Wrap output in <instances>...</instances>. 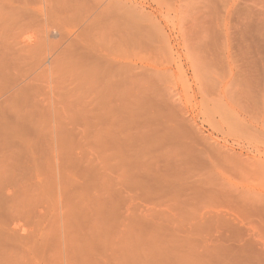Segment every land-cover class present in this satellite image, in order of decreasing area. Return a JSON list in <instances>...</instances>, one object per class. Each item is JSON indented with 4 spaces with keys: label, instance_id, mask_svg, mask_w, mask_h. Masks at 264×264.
<instances>
[{
    "label": "rangeland",
    "instance_id": "1",
    "mask_svg": "<svg viewBox=\"0 0 264 264\" xmlns=\"http://www.w3.org/2000/svg\"><path fill=\"white\" fill-rule=\"evenodd\" d=\"M29 1L0 0V233L25 241L0 257L264 264V0Z\"/></svg>",
    "mask_w": 264,
    "mask_h": 264
},
{
    "label": "bare ground",
    "instance_id": "2",
    "mask_svg": "<svg viewBox=\"0 0 264 264\" xmlns=\"http://www.w3.org/2000/svg\"><path fill=\"white\" fill-rule=\"evenodd\" d=\"M17 1H18V0H17ZM28 1H29V0H28ZM32 1H33V0H32ZM38 1H39V0H38ZM40 1H41V0H40ZM40 1H39V2H40ZM45 1H46V0H45ZM47 1H48V0H47ZM47 1H46V2H47ZM49 1H50V0H49ZM76 1H77V0H76ZM93 1H94V0H93ZM95 1H96V0H95ZM108 1H110V0H108ZM24 2H26V0H24ZM29 2H31V1H29ZM35 2H36V1H35ZM51 2H52V1H51ZM80 2H81V1H80ZM97 2H99V0L96 1V3H97ZM100 2H101V1H100ZM100 2H99V3H100ZM104 2H105V0H104ZM33 3H34V2H33ZM36 3H37V2H36ZM49 3H50V2H49ZM58 3H60V2H58ZM58 3H57V4H58ZM64 3L66 4V0H64ZM70 3H71V2H70ZM70 3H69V4H70ZM89 3H90V2H89ZM106 3H107V2H106ZM20 4H22V3H20ZM24 4H25V3H24ZM28 4H30V3H28ZM51 4H52V3H51ZM60 4H61V3H60ZM26 5H27V4H26ZM58 5H59V4H58ZM62 5H63V4H62ZM70 5H71V4H70ZM81 5H85V1H84V4L81 2ZM81 5H80V6H77V7H82ZM98 5H100V4H98ZM59 6H60V5H59ZM92 6H93V5H92ZM110 6H111V4H110ZM61 7H62V6H61ZM65 7L67 8V5H65ZM65 7H64V8H65ZM69 7H73V5H72V6H69ZM69 7H68V10L72 9V8H69ZM86 7H87V6H86ZM113 7H114V6H113ZM87 8H88V7H87ZM87 8H86V9H87ZM90 8H91V5H90L89 9H90ZM111 8H112V7H110V9H111ZM1 9H2V8H1ZM10 9H11V8H10ZM76 9H77V8H76ZM81 9H82V8H79V10H81ZM86 9H84V10L86 11ZM91 9H92V8H91ZM91 9H90V12H91ZM95 9H96V8H95ZM112 9H114V8H112ZM18 10H19V9H18ZM64 10H65V9H64ZM74 10H75V9H74ZM79 10H78V11H79ZM93 10H94V9H93ZM93 10H92V12H93ZM108 10H109V9H108ZM108 10H106V11H108ZM23 11H26V9L23 10ZM78 11H77V12H78ZM99 11H101V10L99 9ZM110 11H111V10H110ZM3 12H4V11H3ZM11 12H12V11H11ZM13 12H14V11H13ZM66 12H67V11H66ZM71 12H72V11H70V13H71ZM74 12H75V11H74ZM81 12L84 13L83 10H82ZM92 12H91V13H92ZM97 12H98V11H97ZM4 13H6V11H5ZM7 13H8V12H7ZM21 13H22V12H21ZM21 13H20V14H21ZM79 13H80V11H79ZM101 13H102V11H101ZM101 13H100V15H101ZM103 13H104V12H103ZM11 14H12V13H11ZM80 14L82 15V13H80ZM80 14H79V15H80ZM97 14H99V13H97ZM97 14H95V15H97ZM4 15H5V14H4ZM17 15H18V14H17ZM77 15H78V13L76 14V16H77ZM89 15H90V14H89ZM91 15H92V14H91ZM95 15H94L93 18H96V17L99 18V16H100V15H99V16H95ZM6 16H7V15H6ZM13 16H14V14L12 15V18H13ZM15 16H16V15H15ZM23 16H24V15H23ZM1 17H3V16H1ZM24 17H25V16H24ZM26 17H27V16H26ZM31 17H32V16H31ZM31 17H30V18H31ZM86 17H87V13H86ZM15 18H16V17H15ZM17 18H18V17H17ZM20 18H21V17H20ZM20 18H19V19H20ZM79 18H80V17H78V19H79ZM81 18H83V17H81ZM91 18H92V17H91ZM22 19H23V18H22ZM84 19H85V17H84ZM87 19H88V18H87ZM17 20H18V19H17ZM25 20H26V19H25ZM28 20H29V19H28ZM31 20H32V18H31ZM99 20H100V19H99ZM99 20L97 19V21H99ZM29 22H30V20H29ZM92 22H93V20H92ZM24 23H26V22H24ZM93 23H94V22H93ZM93 23H92V24H93ZM85 24H87V23H85ZM82 29H83V28H82ZM85 29H87L86 26H85ZM88 29H89V27H88ZM76 49H77V48H76ZM81 49H82V48H81ZM73 50H74V49H73ZM82 50H83V49H82ZM64 51H65V50H64ZM76 52H77V51H76ZM67 53H69V52H67ZM70 53H71V52H70ZM76 54L78 55L79 53H76ZM57 58H58V57H57ZM60 59H61V58H60ZM61 61H62V59H61ZM19 90H20V89H19ZM15 94H16V93H15ZM15 96H16V95H15ZM13 97H14V96H13ZM154 108H155V107H154ZM155 110H156V109H155ZM168 110H170V108H168ZM154 112H155V111H154ZM156 112H157V111H156ZM170 112H171V111H170ZM155 114H156V113H155ZM155 114H154V115H155ZM157 114H158V113H157ZM172 114H173V115H172ZM172 114H170V120L172 119V117H173V120L175 119L174 117H176V115H174L175 113H172ZM171 116H172V117H171ZM155 117L157 118V116H155ZM146 118L148 119V117H146ZM151 118H152V117H151ZM151 118H149V120H150ZM144 119H145V118H144ZM147 119H146V120H147ZM146 120H145V121H146ZM149 120H148V121H149ZM179 120H180V119H179ZM176 121H178V119H177ZM182 121H184V120L181 119V122H182ZM146 122H147V121H146ZM146 122H145V124H146ZM149 123H150V122H149ZM173 123H174V121H173ZM177 123H178V122H177ZM175 124H176V123H175ZM175 124H174V125H175ZM177 126H178V125H177ZM177 126H176V127H177ZM173 128H175V127H173ZM175 129H177V128H175ZM186 129H187V128H186ZM170 130L172 131V129H169V130L167 129V132L170 131ZM178 130H179V129H178ZM187 130H188V129H187ZM164 132H165V131H164ZM177 132H180V131H176V134H177ZM181 132H183V130H181ZM185 132H186V131H185ZM191 132H192V131H191ZM174 133H175V132H174ZM176 134H174V135H176ZM178 134H180V133H178ZM178 134H177V135H178ZM177 135H176V137H177ZM182 135H183V138H184V134H182ZM180 136H181V135H179L178 138H181V137H182V136H181V137H180ZM188 136L191 137L192 135H188ZM193 136H194V135H193ZM195 136H196V134H195ZM195 136H194L193 138H195ZM197 137H198V136H197ZM185 138H186V134H185ZM203 138H204V137H203ZM190 139H191V138H190ZM192 140H193V139H192ZM202 140H203V139H202ZM188 141H191V140L188 139ZM194 142H197V140L194 141ZM198 142H199V141H198ZM198 142H197V143H198ZM203 142H204V140H203ZM189 143H193V142L191 141V142H189ZM204 143H205V142H204ZM207 143L209 144V142H207ZM200 144H201V143H200ZM216 144H217V143H216ZM192 145H193V144H192ZM194 145L196 146V144H194ZM194 145H193V146H194ZM214 146H215V145H214ZM207 147H208V146H207ZM210 147H211V146H210ZM200 148H201V147H199V149H200ZM211 148H212V147H211ZM202 149H204V148H202ZM212 149H213V148H212ZM216 149L218 150V147H216ZM204 150H205V149H204ZM205 151H206V150H205ZM215 151H216V150H215ZM203 152H204V151H203ZM217 152H218V151H217ZM228 152H229V151H228ZM200 153H201V152H200ZM218 153H219V152H218ZM221 154H222V153H221ZM71 155H72V154H71ZM71 155H70V157H71ZM67 156H69V154H68ZM225 156L228 157L229 155L226 154V152H225ZM225 156H223V157H225ZM20 157L22 158V156H20ZM70 157H69V158H70ZM232 157H233V156H232ZM232 157H231V159H232ZM21 158H19V159L21 160ZM71 158H72V157H71ZM233 158H234V157H233ZM17 159H18V158H17ZM17 159H16V160H17ZM19 159H18V160H19ZM223 159H225V158H223ZM226 160H227V159H226ZM226 160H225V161H226ZM17 162H19V161H17ZM230 162H232V160H231ZM232 163H233V162H232ZM36 164H37V163H36ZM60 165H61V164H60ZM60 165H59V166H60ZM30 166H31V165H30ZM62 166H63V163H62ZM62 166H61V167H62ZM61 167H60V168H61ZM23 168H25V167H23ZM62 168H63V167H62ZM64 168H65V167H64ZM62 170H63V169H62ZM16 175H17V174H16ZM64 175H65V173H64ZM65 179H66V178H65ZM62 180H64V179H62ZM64 181H66V180H64ZM63 183H66V182H63ZM63 183H62V184H63ZM82 183H84V184L86 185L85 182L82 181ZM103 183H105V181H104ZM108 184H109V183H108ZM81 185H82V184H81ZM64 186H65V184H64ZM82 186H83V185H82ZM86 186H90V185H86ZM108 186H109V185H108ZM80 189H81V188H80ZM82 189H83V188H82ZM80 192H83V190L80 191ZM83 193H84V192H83ZM75 197H76V196H75ZM78 198H79V196H78ZM83 198H84V199L87 198V197H85V194H84V197L79 198V201H78V199H76L77 202H76L75 200H72V201H75V203L72 202V201H70L71 203L69 204L68 201H69L70 199L67 201V202H68V205L65 206V208H66L67 210H66V212L64 213V216L66 217V221H67V223L76 222L77 219H79V220L82 222V226H83V223H84V226L86 227V225H87L86 222L88 221V219H87V218H86V217H85V216L79 211V208H81V207L83 206L84 202L87 200V199L84 200ZM4 202H5V201H4ZM4 204H5V203H4ZM66 204H67V203H66ZM1 205H2V206H1ZM1 205H0V207L3 208L4 205H3L2 203H1ZM3 209H4V208H3ZM0 211H1V210H0ZM87 226H89V225H87ZM86 228H87V227H86ZM37 229H38V227H37ZM34 230L36 231V229H34ZM59 231H60V230H59L58 227H56V229H54V227L51 226L48 232H49V235L51 234V238H52V237H54V233L57 232V234H58V233H60ZM42 232H43V231H42ZM64 232L66 233V231H64ZM1 233H2V232H1ZM1 233H0V235H1V236H0V245H1V242H3L4 244H6V243H7V244H8V243L13 244L14 242H17V241H18V245H19V244L21 245L22 243L25 242V241H24V242H23V241H22V242H19L20 240H22L21 238H17V241H15L14 238H13V236H7L6 234H4V232H3V234H1ZM34 233H35V232H34ZM36 233H37V232H36ZM60 234H61V233H60ZM62 234H63V235H66V234H64V233H62ZM62 234H61V235H62ZM12 235H13V234H12ZM43 235H45L44 232H43ZM47 235H48V233H47ZM49 235L47 236L48 239H49ZM58 235H59V234H58ZM64 237H65V236H64ZM64 237H63V238H64ZM1 239H2V240H1ZM18 239H20V240H18ZM53 239H54V238H53ZM31 241H32V240H31ZM32 242H33V241H32ZM32 242H31V243H32ZM3 243H2V244H3ZM29 243H30V242H29ZM29 243H28V245H29ZM25 244H26V243H25ZM35 244H37V243H35ZM35 244L32 243V244H30L31 246H28L27 244H26V245H27L28 247L32 248L33 245H34V247L36 246ZM68 244H70V243H68ZM70 245H71V244H70ZM44 247H45V246H44ZM64 247H65V246H64ZM64 247H63V248H64ZM68 247H69V246H68ZM71 247H72V246H70V248H71ZM35 248H36V247H35ZM38 248H39V247H38ZM38 248H36V249H38ZM53 248H54V250H53L54 253H53V252H50V251H52ZM65 248H66V247H65ZM46 249H47V251H48V254H54V255H55V254H56V253H55V252H56V249H58V248H55L54 246H52V248H46ZM72 249H73V247H72ZM33 250H35V249L33 248ZM43 250H44V252H43ZM43 250H42V252H38L39 250H38V251L35 250V253H36V252H37V254H40V253H41V254H40L41 256H42V253H43V255L45 254V255H44V256H45L44 259L46 260V258H47V257H50V256L46 254L47 251L45 250V248H44ZM49 250H50V251H49ZM61 250H63V249H61ZM61 250L58 249L59 252H62ZM69 250L72 252L71 249H69ZM69 250L67 251V249H64V252L66 251V252L69 253V252H70ZM73 250H74V249H73ZM31 251H32V249H31ZM40 251H41V250H40ZM45 252H46V253H45ZM66 252H65V253H66ZM71 252H70V253H71ZM62 253H63V252H62ZM65 253H64V254H65ZM66 254H67V253H66ZM66 254H65V256H64L65 259H66V260H65V264L67 263L66 261H69V260H70V261L68 262V264H77L78 262L81 263V264H82V263L84 264V262H81V261H82L81 259H78V260L76 259L75 262H73V261H72V258H71L69 255H66ZM72 254H75L74 251H73ZM2 255H3V256H2ZM2 255H1L0 258L2 259V257H3V261L0 259V261H1L0 263L3 262L4 264H10V263H11V264H12V263L14 264L13 259H10V260H12L11 262L8 260V263H7V259L5 258V255H4V254H2ZM54 255H52V260H51V258H50V259H49V258L47 259L48 261H51V262H49V263H53V264H54V261H53V260L57 259V258H55V257H58L59 261H58V260H57V261H58V263H60V262L62 261L63 258L61 259V258H59V255H58V256H57V255L54 256ZM46 256H47V257H46ZM69 257H70L71 259H70ZM4 258L6 259L5 262H4V260H5ZM7 258L9 259V257H7ZM10 258H12V257H10ZM42 258H43V256H42ZM54 258H55V259H54ZM67 258H69V259L67 260ZM60 260H61V261H60ZM9 262H10V263H9ZM62 262H63V261H62ZM63 263H64V262H63ZM79 263H78V264H79ZM60 264H62V263H60Z\"/></svg>",
    "mask_w": 264,
    "mask_h": 264
}]
</instances>
